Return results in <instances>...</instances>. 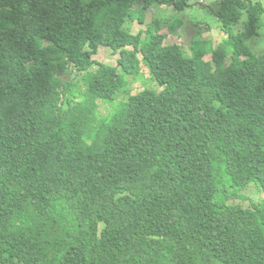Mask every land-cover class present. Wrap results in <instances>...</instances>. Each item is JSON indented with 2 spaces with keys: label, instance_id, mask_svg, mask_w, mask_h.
Returning a JSON list of instances; mask_svg holds the SVG:
<instances>
[{
  "label": "trees",
  "instance_id": "obj_1",
  "mask_svg": "<svg viewBox=\"0 0 264 264\" xmlns=\"http://www.w3.org/2000/svg\"><path fill=\"white\" fill-rule=\"evenodd\" d=\"M154 4L190 7L0 0V264H264V200L239 202L264 195V54L247 46L264 7L211 8L227 44L205 60L130 33ZM142 65L159 90L131 94Z\"/></svg>",
  "mask_w": 264,
  "mask_h": 264
},
{
  "label": "rangeland",
  "instance_id": "obj_2",
  "mask_svg": "<svg viewBox=\"0 0 264 264\" xmlns=\"http://www.w3.org/2000/svg\"><path fill=\"white\" fill-rule=\"evenodd\" d=\"M90 1V0H84ZM222 0H187L190 7H185L181 12L177 11L173 6L154 4L144 15L143 24L133 22L130 24V33L137 34L151 28L152 31H159L166 36L164 45H171L181 48L182 51L189 55V48L193 43L199 42L206 51V58H211L213 51L225 48L227 44V36L222 32V23L216 18L214 8L217 3ZM251 2L252 4L260 3L264 7V0H243ZM249 21L247 13H244L242 18L234 26L235 31L244 29ZM257 34L247 44L254 55L264 54V15L257 25ZM118 54L113 53L107 48H100L97 55L93 58L97 63L116 65ZM97 67V66H96ZM140 74L135 77L128 78V86L126 90L131 94H135L140 90L148 87L151 90H159L157 84L150 79L148 70L143 65ZM74 84H77V89H82V84L79 82L80 77H70ZM126 96L121 94L118 97L122 101ZM114 101V103H102L103 105L100 115L105 116L110 110V106L115 112L121 102ZM248 200L239 201L245 206L251 205L252 202H261L264 200V195L256 192L252 188L246 193ZM68 217V216H67Z\"/></svg>",
  "mask_w": 264,
  "mask_h": 264
}]
</instances>
